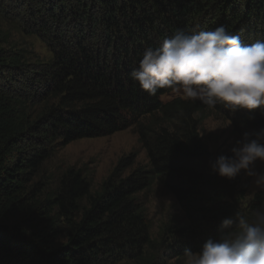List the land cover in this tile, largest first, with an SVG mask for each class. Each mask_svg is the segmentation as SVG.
Returning <instances> with one entry per match:
<instances>
[{
	"label": "trees",
	"instance_id": "trees-1",
	"mask_svg": "<svg viewBox=\"0 0 264 264\" xmlns=\"http://www.w3.org/2000/svg\"><path fill=\"white\" fill-rule=\"evenodd\" d=\"M12 1L52 56L28 64L0 27V264H184L185 249L219 238L224 218L264 205L261 192L246 202V186L211 171L218 155L201 135L212 118L230 120L237 141L255 139L264 115L163 103L172 90L148 95L130 76L146 48L177 30L223 26L245 43L264 41V0ZM128 129L146 165L124 155L97 189L83 169L42 173L56 150ZM155 185L174 197L181 219L153 236L144 198Z\"/></svg>",
	"mask_w": 264,
	"mask_h": 264
},
{
	"label": "clouds",
	"instance_id": "clouds-1",
	"mask_svg": "<svg viewBox=\"0 0 264 264\" xmlns=\"http://www.w3.org/2000/svg\"><path fill=\"white\" fill-rule=\"evenodd\" d=\"M130 76L148 95L170 89L186 99L214 107L223 103L230 111L258 110L264 115V41L245 43L223 26L186 33L177 30L158 47L146 48ZM254 118V117H249ZM231 121L228 120L229 126ZM264 129L249 139L236 141L231 156L209 161L212 172L235 179L243 170L253 187L264 189ZM254 195V194H253ZM218 239H208L198 252L185 249L184 264H264V205L251 215L235 213L224 218Z\"/></svg>",
	"mask_w": 264,
	"mask_h": 264
},
{
	"label": "rangeland",
	"instance_id": "rangeland-1",
	"mask_svg": "<svg viewBox=\"0 0 264 264\" xmlns=\"http://www.w3.org/2000/svg\"><path fill=\"white\" fill-rule=\"evenodd\" d=\"M0 3L2 8L0 9V27L9 35L11 48L23 50L30 65L49 60L52 53L46 41L25 32L23 18L18 15V7L14 1L0 0ZM173 98L186 99L182 94L173 91L162 96L161 101L166 103ZM225 125L227 123L212 118L207 119L203 124L201 130L203 141L214 155H232L230 149L235 146L237 140L231 135L230 125L227 127ZM132 152L136 153L135 165L147 164L145 153L138 145L137 136L131 129L109 137L77 140L56 150L42 168V173L54 178L69 167L83 169L91 180L93 189H97L118 159ZM255 169L257 172H264V163L257 161ZM236 180L239 187L246 186V202L251 200L253 194L257 192L264 195V189L254 188L253 178L246 176L243 170ZM144 200L153 236L158 234L163 223L177 222L181 219V212L174 197L159 185L153 186Z\"/></svg>",
	"mask_w": 264,
	"mask_h": 264
}]
</instances>
